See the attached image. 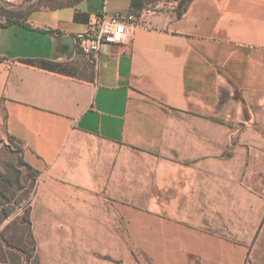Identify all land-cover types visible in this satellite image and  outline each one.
Segmentation results:
<instances>
[{
	"label": "crops",
	"instance_id": "obj_1",
	"mask_svg": "<svg viewBox=\"0 0 264 264\" xmlns=\"http://www.w3.org/2000/svg\"><path fill=\"white\" fill-rule=\"evenodd\" d=\"M154 7L71 0L0 21V131L39 200L97 246L244 264L264 254V191L239 190L244 169L264 183V0H190L179 18L177 2ZM102 11L139 18L131 43L94 60L74 41L69 55L65 39Z\"/></svg>",
	"mask_w": 264,
	"mask_h": 264
},
{
	"label": "rangeland",
	"instance_id": "obj_2",
	"mask_svg": "<svg viewBox=\"0 0 264 264\" xmlns=\"http://www.w3.org/2000/svg\"><path fill=\"white\" fill-rule=\"evenodd\" d=\"M11 1L0 0V21L71 0ZM146 1L152 8L172 2L179 6L186 0ZM241 99H245L242 94ZM258 121L263 124L264 120ZM241 174L240 191H264V183L249 184L245 169ZM40 183L24 165L18 142L0 131V264H150L146 250L131 246L130 241L126 248L97 246L95 233L78 231L72 216L56 214L55 199L39 200ZM244 264H264V254L256 258L246 255Z\"/></svg>",
	"mask_w": 264,
	"mask_h": 264
},
{
	"label": "built area",
	"instance_id": "obj_3",
	"mask_svg": "<svg viewBox=\"0 0 264 264\" xmlns=\"http://www.w3.org/2000/svg\"><path fill=\"white\" fill-rule=\"evenodd\" d=\"M157 10L159 8L156 6L147 12ZM139 24V18L136 15L118 12L108 16L102 11L85 31L75 35L76 49L79 53L96 60L101 48L107 44L129 45L134 30Z\"/></svg>",
	"mask_w": 264,
	"mask_h": 264
},
{
	"label": "trees",
	"instance_id": "obj_4",
	"mask_svg": "<svg viewBox=\"0 0 264 264\" xmlns=\"http://www.w3.org/2000/svg\"><path fill=\"white\" fill-rule=\"evenodd\" d=\"M132 5H135V0H132ZM188 5L189 0H186L177 7L176 13L178 18L181 17L182 13L186 10V6L188 7ZM24 165L27 167L28 170H30L34 174V176H36L34 171H32L26 164Z\"/></svg>",
	"mask_w": 264,
	"mask_h": 264
},
{
	"label": "water",
	"instance_id": "obj_5",
	"mask_svg": "<svg viewBox=\"0 0 264 264\" xmlns=\"http://www.w3.org/2000/svg\"><path fill=\"white\" fill-rule=\"evenodd\" d=\"M73 42H74V39L72 37H69V38L65 39V41H64V43L69 46V50H68L69 55L72 54V52H73V48H74Z\"/></svg>",
	"mask_w": 264,
	"mask_h": 264
}]
</instances>
